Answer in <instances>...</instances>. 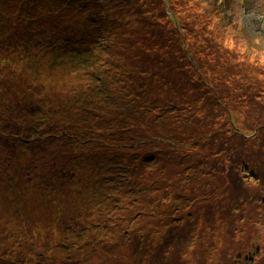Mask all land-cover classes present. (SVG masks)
<instances>
[{"label":"rangeland","instance_id":"obj_1","mask_svg":"<svg viewBox=\"0 0 264 264\" xmlns=\"http://www.w3.org/2000/svg\"><path fill=\"white\" fill-rule=\"evenodd\" d=\"M109 3L120 24L113 28L118 39L112 43L117 45L91 76L94 80L98 75L108 77L111 84L107 93L90 94L100 96L97 105H73L71 90L78 85L73 91L80 94L85 74L76 77L71 68L62 67L70 53L51 59L40 48L28 55L23 47L0 43V167L30 181L33 191V198H21L15 205L4 193L13 184H0L1 248L5 254L34 256L48 242L46 260L38 258L41 264H64L61 259L68 256L75 264H264V0ZM216 11H222L221 17ZM226 16L240 25L241 33L246 29L260 38L255 42L237 38L236 24L227 27ZM41 17L36 28L44 22ZM127 43L131 47H125ZM22 52L34 61H22ZM129 53L143 62L136 73H131L134 62ZM166 56L172 62L162 64L158 58ZM144 69L164 71L167 88L179 83L180 89L170 90L179 94L187 113L181 116L178 131L154 149L163 148L162 160L150 158L136 171V178L145 182L135 204L110 189L117 184L105 187V182L113 183L117 177L113 179L110 169L101 171L103 147L93 120L97 124V114L109 120L105 126L124 120L125 110L117 104L123 99L120 86L131 83L136 92L143 91L146 81L140 73ZM110 92L113 102L108 101ZM37 95L40 104L33 109ZM136 116L143 119L144 115L137 109ZM153 116L160 120L162 113L156 109ZM86 120L91 124H84ZM35 122L46 137L50 132L62 133L58 128L65 125L71 135L61 147L60 142L48 147L42 139L21 141L20 127L29 134L35 129L28 124ZM177 123L171 127L177 128ZM83 124L89 128L87 136ZM103 134L109 144L118 136L126 137L116 128ZM55 146L61 149L59 157L52 150ZM152 146L146 141L140 148ZM22 160L24 166L32 161L25 174L18 167ZM62 160L66 170L75 171L65 172L66 178L56 171V195L40 205L43 168ZM103 174L112 178L103 180L104 187ZM81 176L82 187L76 183L74 187L82 198L73 200L70 186ZM25 233L28 240L21 249L25 241L16 240Z\"/></svg>","mask_w":264,"mask_h":264},{"label":"trees","instance_id":"obj_2","mask_svg":"<svg viewBox=\"0 0 264 264\" xmlns=\"http://www.w3.org/2000/svg\"><path fill=\"white\" fill-rule=\"evenodd\" d=\"M41 4H44V7L41 6ZM110 7L109 0H0V43H7L8 46L15 48L23 47L28 52V55H31L35 49L40 48L42 49L40 51L46 50L51 59L59 54L64 56L66 53H70L71 56H69V59L62 67H68V69L71 68L72 70L70 72L76 77L85 74L83 81L80 80L82 84L80 94H76L73 91L77 90L78 85L71 90L74 96L73 105H77L80 108L87 103L86 107L90 104L97 105L100 96L94 95V97H92L90 94H94V91L96 93L99 92V94L107 93V85L110 86L111 84L108 77L98 75L94 80V78L91 79V76H94V70L105 65L104 62H106V55L112 51L111 48L114 45H117V43H112V41L114 40L116 42L118 39V33L117 31L115 32L113 28L120 21L114 20V15L111 13ZM39 12H41V15ZM215 14L218 17H221L222 11H216ZM41 16L44 17V22H42L40 27L36 28L37 20ZM227 20L228 21L224 20L227 27H231L230 24L232 23L236 24L233 28L238 32L237 38H239V36L241 38L250 37V41L252 42H255V40L260 38L257 35L260 32L255 33L257 36H253L252 33L248 34L246 33L247 30L243 29L245 33H241L239 28H237V26L240 25L237 24L235 20L229 18H227ZM105 33H107L106 36ZM249 46L251 47L253 44L250 43ZM57 47H60L61 50H58ZM125 47H131V43H127ZM129 54V57L134 62L132 64L134 71L131 73H136L138 72V69L143 66V62L141 59L137 58L134 53ZM26 55V53L22 52L20 53V58L24 59L22 61L25 62L27 60L31 64L34 61L33 58L28 59ZM36 56L38 57L39 54L37 53ZM165 58L159 57L158 60L163 62L162 64L172 62L169 57L166 56ZM51 59L49 60L52 61ZM146 63H150V61L147 60ZM163 73L165 74V72H161L160 69L151 70L150 72L144 69L140 73V79L146 81L143 84V91L136 92L131 83H125L120 86L123 92V99L121 103L118 101L117 104H121L120 109L125 110L122 114L124 120L120 121L118 119L113 126H105L109 123V120L107 118V120L102 117L100 118V115L98 114L97 124L93 120V125L95 127L94 130L99 133L98 135H101L100 146L103 147L100 159L101 163L104 165H101V171L104 170V168L110 169V171H113L111 175L113 176V179L115 180V176L117 177V181L112 183V178L103 174L100 180L101 186L104 187L103 184L105 178H110V183L105 182V187L117 184L116 188L111 187L110 189L119 192L122 197H125V199L129 198L130 203L137 204V202H134L133 200L136 198V195L142 192V186L145 182L144 178H136V171L142 167V164L148 159L155 158L157 161L160 156L164 154L165 151L163 148H160L157 152L154 149L159 147L158 144L170 139L169 135L171 132L174 135L176 133L175 131H178L180 123H183L181 116L187 113V109L184 108V102L180 100L179 94H173L170 90L173 87L180 89L181 87L179 86V83L173 81L175 82L174 86L170 84L169 88L165 87ZM187 79L191 80V76L187 75ZM167 81L169 80L167 79ZM187 81L185 83H187ZM118 82H122V80H118ZM39 97L40 96L37 95L38 99H35L33 109H37L36 106L40 104ZM107 97L109 102L114 101V96L111 95V92L108 93ZM129 97L130 100L127 101ZM24 101H26V99H24ZM32 107L33 103L30 99L28 101V108L32 109ZM137 109H139V113L146 116L148 120L144 116L143 119L140 116L133 117L134 110ZM156 109L162 113L160 120L158 119V116H153ZM86 113L89 116V113L91 112L90 110H86ZM175 120H178V127L173 129L171 126ZM145 121L149 122L145 125ZM139 122L141 123L139 124ZM85 123L90 122L86 120L84 124ZM84 124L82 125V129L87 136L89 128ZM28 125V128L35 130H30L31 133L28 134L27 131L22 130L20 127V132L23 134L21 141L30 142L35 140V142L37 141L40 143V139H42L43 142L41 143L44 145L46 144L48 147V143L55 142L58 144L60 142L59 146L61 147V142L65 141L68 136L71 135L66 128V125L64 127H59L54 124L59 127L58 131L61 130L62 133L56 132L52 135L50 132V136L47 137L44 134L45 131H42L43 128L39 129L41 124L35 122ZM139 125H145V127L141 129ZM19 126L21 125L19 124ZM113 128L119 130L121 135L126 134V137L124 140H121L119 139L120 136H118L114 143L109 144L107 143V135H104L103 133L105 130H111ZM82 136L84 137L85 135ZM146 141L155 146H152V148L146 147L141 150L140 147H143ZM52 150L59 157L61 149L59 150L57 146H55ZM173 156H175V154ZM173 156H171L170 159H167L168 163L173 160ZM138 158L141 159L139 163L137 161ZM66 159H70L67 154ZM66 164V161L62 160L59 165H56V162H54L48 168H43L45 172L41 175L43 181L40 182L42 190L39 195V198L43 199L40 201V205H44L47 199L56 195V193L53 192L56 188L55 184L58 182L54 178L56 171L60 172V176H64L65 172L67 174V172L75 171H69V168L66 170ZM36 166L37 164L33 165L34 168ZM18 167L21 174H25V171H27L29 167H32V161H30L27 166H24V160L19 161ZM149 173L152 174V171ZM9 174L10 171H4L3 167H0V184H3L4 182L13 184L12 187L5 189V195H8L9 198L15 202V205H19V199L21 198L27 199L30 196L33 198L30 181H27L26 183L25 179L21 176L15 177L14 175ZM9 178H14V181H10ZM64 178L66 177L64 176ZM82 181H84L83 176L77 181H74L70 186L72 187V193L74 194L73 200L82 198L80 195L78 196V191H76L74 187L75 183L82 187L80 184ZM62 187L64 188L63 185ZM68 188L64 189L68 190ZM59 208H62V206L59 205ZM57 212H59L58 209ZM102 223L106 224L105 221ZM60 224L64 226L63 223ZM24 226L28 227L27 224ZM105 227L107 229L109 228L108 225ZM26 240H28L26 233L21 235L20 240H16L17 243L19 241H25V244L20 243L21 249H24L26 246ZM48 244V242L45 244L43 243L39 248L40 251L35 253L34 256L21 255L19 254L20 252H18L17 255L5 254V250L0 246V264H41V260H46L47 255L45 250L48 247ZM62 246L64 247L66 245L62 244ZM63 260L67 263H64ZM61 262L64 264H75V260L71 256H68L66 259L65 257H62Z\"/></svg>","mask_w":264,"mask_h":264}]
</instances>
